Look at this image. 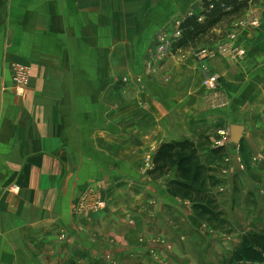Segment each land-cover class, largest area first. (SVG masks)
I'll list each match as a JSON object with an SVG mask.
<instances>
[{
  "label": "crops",
  "instance_id": "1",
  "mask_svg": "<svg viewBox=\"0 0 264 264\" xmlns=\"http://www.w3.org/2000/svg\"><path fill=\"white\" fill-rule=\"evenodd\" d=\"M205 1L0 0V264H223L235 227L261 218L258 195L256 217L227 222L232 234L165 192L147 198L148 156L169 143L208 151L218 136L207 132L233 124L243 128L238 146L229 134L207 164L232 188L264 179V3L243 14L257 26L211 31L235 36L202 60L225 107H211L192 48L156 59V35ZM226 42L241 55L220 53ZM13 64L30 68L22 94ZM95 191L107 209L78 210Z\"/></svg>",
  "mask_w": 264,
  "mask_h": 264
},
{
  "label": "rangeland",
  "instance_id": "2",
  "mask_svg": "<svg viewBox=\"0 0 264 264\" xmlns=\"http://www.w3.org/2000/svg\"><path fill=\"white\" fill-rule=\"evenodd\" d=\"M255 3L256 4L264 3V0H256L250 6L252 7V5ZM245 12L246 10L244 11V13ZM243 14L241 16H237V17L235 16V17H231V18H227L226 20H223V22L221 23V26H220L221 29L219 32H222V30L225 27L227 26L229 27L231 23H234L235 25L236 22L238 23V25L247 23L249 24V26H252L250 24L251 21L258 17L255 15L245 17ZM219 32L218 33H214V32L208 33L204 37H202L198 42H191L190 44L186 45V47L184 48H177L173 46L175 43L174 42L170 45L169 49L167 50L166 53L168 54H165L162 56L158 55L156 59L161 60L163 56H167V59H169L172 57V55H174L175 52L179 50L188 49L189 47L193 49V51L195 52V56L198 57L201 55V52L204 50L210 52L211 50L209 49V47H211V45L214 42L216 43V40L221 41L226 38L228 42L231 43L232 40L235 39V36L231 32H227V33H219ZM161 33H164V32H161ZM229 43L226 45H223L220 48L219 52H221L222 50H225V52L227 53H222L223 55L227 54L230 56H234L232 52L236 50H234V48L232 49L231 44L229 45ZM157 45H158L157 39L155 38L153 49H156ZM207 92H210V90H208ZM211 93L213 92L211 91ZM209 131L207 133L213 134L216 131H218V129L217 130L214 129L213 132H209ZM207 138L208 136H206L204 140L207 141ZM201 143H204V142H201ZM189 145H190L189 147L177 149L174 152H172L170 158L164 163H161V165L158 168H156V166L153 164L154 155L148 156L146 160L144 159L146 161L147 176L149 177V179L153 181L151 185L145 188L147 192V198H153L152 197L153 195L160 198L162 195H164V192H165L166 195L170 198L179 199L185 205L190 204L192 209L195 211V213L198 216L206 219V221L211 225L213 231L224 232L225 230L227 231L226 234H232L231 233L232 229L228 227L229 225H227V222H230L231 218L234 219L235 221V218L239 216L241 212L244 213L243 216L248 214L253 217L254 216L256 217V214L252 213L251 210H254V211L257 210L255 208V205H257V203L255 200L251 198H256V195H258L257 198H260L261 200L264 199V179L263 180H261V178L256 179V175H255V178L253 179H254V183L256 184L253 187H251L250 185L241 186V184L234 185L233 188L229 187L228 183L225 184L224 181L220 179L221 173L219 172L218 168H221V167L219 165L215 166V165L207 164L208 163L207 159L211 157L214 158V156L216 155H220L222 153L221 149L222 148L225 149L226 146L216 147L214 146V144H211L208 148V151H205L204 149H202V147H196L192 144H189ZM203 145H206V144H203ZM238 155L236 154L237 157ZM188 157L193 159V162L187 165L182 164V160ZM237 162L241 166L243 165L242 162L241 163H239V161ZM188 166H189L188 172L179 170V169H187ZM243 168L245 169L244 166ZM140 172L143 174L145 173L143 170ZM194 176L198 177L197 179L198 182H193L192 177ZM179 183L193 184L198 189L197 190L195 189V191L193 192L195 194H192V196H190L189 198L190 194L185 193V190L180 189V186H178ZM196 183L197 185H195ZM135 192L138 193V190ZM197 192L198 194H196ZM243 193L245 194L244 198H242ZM95 195L103 198V196H101L99 191L93 192L91 197H94ZM86 196H89V195H86ZM244 204H245V207L242 208ZM262 206L264 209V203ZM201 207L206 208V210H208L209 213L205 215L201 214L199 212V208ZM105 209H107L106 205H104L102 209L97 210V212L98 211L101 212ZM84 210L91 211L92 209L89 207V208H85ZM92 211H95V210H92ZM258 219L259 220L254 219L252 221H249L251 223L250 226L246 225L245 224L246 221H245L244 225H241V227L239 228L235 227V229H238L239 232H241L238 238L239 241L237 243V246L233 248L230 257L225 258L223 264H264V254L262 255L261 259L253 260L251 258H247L244 255L243 250H242L243 245H244V238L246 236L254 234L256 236L259 235L264 238V210L261 211V218H258ZM230 226H231V223H230ZM142 241L143 239H140L139 242H142Z\"/></svg>",
  "mask_w": 264,
  "mask_h": 264
},
{
  "label": "trees",
  "instance_id": "3",
  "mask_svg": "<svg viewBox=\"0 0 264 264\" xmlns=\"http://www.w3.org/2000/svg\"><path fill=\"white\" fill-rule=\"evenodd\" d=\"M256 0H209L204 2V9L196 15H191L186 17L180 25L181 37L177 40L173 46L177 48H184L191 42H198L206 34L211 33V31L223 20L231 17L241 16L248 7L254 3ZM201 19V20H199ZM190 143H169L163 144L158 148L154 157L153 164L158 168L161 163L167 161L171 153L177 149H182L189 147ZM193 159L190 157L184 158L182 164H190ZM184 172H188L187 169H179ZM198 177H192L193 182H198ZM197 185V183L195 184ZM199 185V184H198ZM180 189L185 190V193L192 194L198 188L193 184L179 183ZM198 194V192L196 193ZM201 214H208L209 211L206 208H199ZM243 253L247 258L253 260L261 259L264 254V238L261 236H256L254 234L248 235L244 238Z\"/></svg>",
  "mask_w": 264,
  "mask_h": 264
},
{
  "label": "built area",
  "instance_id": "4",
  "mask_svg": "<svg viewBox=\"0 0 264 264\" xmlns=\"http://www.w3.org/2000/svg\"><path fill=\"white\" fill-rule=\"evenodd\" d=\"M201 20V19H199ZM259 23L258 17L254 20L251 21L252 26H257ZM181 37V30L179 28H176L173 31L170 32H164L160 33L156 36L157 39V47L155 49L157 56H162L164 55L167 50L169 49L170 45L177 40H179ZM220 53H227L225 50H222ZM235 55L240 56L241 54L239 52H232ZM210 57V52L204 50L201 52V55L197 57L199 61H202L204 59H207ZM12 70V82H13V90L16 94H22L24 89L28 86L29 80H30V68L21 65V64H13L11 66ZM201 70L202 72L205 73V78L203 81V86L210 90V92H213L212 95V101L210 102L211 107L214 109H221L225 107V102L224 100L220 99L217 97V92H218V86H219V81L216 76L211 74L206 67L205 63L202 61L201 62ZM217 140L214 142V146L216 147H223V146H228L229 144V131L226 129H220L217 131ZM148 165V164H147ZM15 191H17L16 188H14ZM92 195V194H91ZM89 196H84L83 199L80 201L78 204V210L85 209V208H91L92 210H95L96 212L99 209H102L105 205V202L103 199L97 195L94 197ZM86 206V207H85ZM91 210V211H92Z\"/></svg>",
  "mask_w": 264,
  "mask_h": 264
},
{
  "label": "water",
  "instance_id": "5",
  "mask_svg": "<svg viewBox=\"0 0 264 264\" xmlns=\"http://www.w3.org/2000/svg\"><path fill=\"white\" fill-rule=\"evenodd\" d=\"M243 133V128L233 124L229 128V134H230V143L235 148L238 146L239 142L241 141Z\"/></svg>",
  "mask_w": 264,
  "mask_h": 264
}]
</instances>
